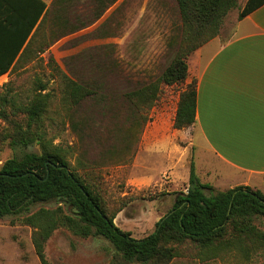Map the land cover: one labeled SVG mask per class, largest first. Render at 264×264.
<instances>
[{"label":"rangeland","instance_id":"rangeland-1","mask_svg":"<svg viewBox=\"0 0 264 264\" xmlns=\"http://www.w3.org/2000/svg\"><path fill=\"white\" fill-rule=\"evenodd\" d=\"M241 2L230 13L231 18L242 8ZM96 7L92 0L74 3L68 18L81 28L69 33L55 25V6L44 26L46 35L55 40L36 60L0 78V100L12 92V102L26 105L33 97L36 81L47 83L46 93L52 94L43 127L47 139L68 153L71 166L100 195L108 213L114 216L115 225L141 240L155 231L156 224L173 208L178 194L187 192L189 180L184 172L192 157H196L199 170L208 164L202 141L201 145L196 143L195 156L187 141L173 138L170 133V140L165 137L161 141L162 151L148 150L149 123L151 127L161 114L169 123L180 94L193 81L164 86L151 109L137 112L125 94L159 77L172 61L167 41L181 23L176 0H120L114 10L95 23ZM63 32V37H55ZM56 66L76 79L96 82L101 88L98 95L78 107L63 109L61 88L53 70ZM12 131L13 125L0 112V169L16 155ZM189 132L195 134L193 130L186 131ZM174 141L190 149L184 156L178 155L183 159L171 171L172 156L165 148ZM32 150L39 152L40 146L35 145ZM224 186L229 188L228 184ZM57 206L40 203L32 211ZM26 217L0 220V264H41L33 245L35 230L25 223ZM177 249L180 255L170 264H248L234 255L202 262L188 243ZM113 253L108 241L76 236L66 228L56 230L45 246L50 264H108ZM250 264H264V252L254 254Z\"/></svg>","mask_w":264,"mask_h":264},{"label":"trees","instance_id":"trees-1","mask_svg":"<svg viewBox=\"0 0 264 264\" xmlns=\"http://www.w3.org/2000/svg\"><path fill=\"white\" fill-rule=\"evenodd\" d=\"M3 1L0 0V13ZM75 1L78 0H56L55 25L59 30L73 33L81 28L68 19L72 6L68 5ZM93 1L97 4L93 11L96 21L117 0ZM176 2L181 23L167 41L172 61L159 77L125 94L137 112L151 109L164 86L187 81L190 57L219 36L225 18L238 6L237 0ZM263 4L264 0H249L239 19ZM11 8L16 11L12 3ZM48 14L42 0H24L23 14L17 20L0 17V77L36 60L53 43L55 39L50 40L44 30ZM64 32L55 37H63ZM53 70L61 88L60 103L66 111L96 97L101 89L96 82L76 79L58 66ZM47 90L48 84L39 79L26 105L12 102V92L0 100L1 116L13 125L10 137L16 151L0 169V220L27 215L25 223L35 230L33 245L41 264H50L45 246L59 228L83 238L108 241L114 248L108 264H170L180 255L177 247L186 243L194 247L202 262L234 255L250 264L254 254L264 252V193L248 186L217 191L201 182L194 157L190 161L187 192L178 194L173 208L156 224L152 234L136 240L119 229L100 195L71 166L68 153L47 139L43 127L52 97ZM196 107L193 81L180 94L174 129L191 127L196 120ZM35 145L40 146L39 152L32 150ZM40 203L58 206L33 212V207Z\"/></svg>","mask_w":264,"mask_h":264},{"label":"crops","instance_id":"crops-1","mask_svg":"<svg viewBox=\"0 0 264 264\" xmlns=\"http://www.w3.org/2000/svg\"><path fill=\"white\" fill-rule=\"evenodd\" d=\"M42 1L47 4L48 12H53L56 0ZM248 1L242 0L243 6L233 18L230 13L239 6L230 11L219 36L199 48L189 59L188 79L196 82L197 90L195 123L186 129H174L177 104L169 123L163 114L151 127L149 123L148 150L156 152L158 148L162 151L164 144L161 141L165 137L168 139L170 133L173 138L182 137L187 141L196 156V143L201 145L202 141L204 157L208 160L206 168L199 170L193 156L202 183L212 185L217 191L248 186L264 193V4L239 19ZM119 2H114L94 22L105 18ZM237 2L239 5V0ZM3 3L2 19L17 20L23 14L24 0H4ZM11 3L15 12L9 9ZM190 130L195 134L186 133ZM169 143L165 149L174 156L170 163L171 171H174L189 147L182 148L176 141L172 146ZM179 154L183 156L178 157ZM188 172L190 175V167L184 172V177L186 175L189 180ZM227 184L229 188H225Z\"/></svg>","mask_w":264,"mask_h":264}]
</instances>
